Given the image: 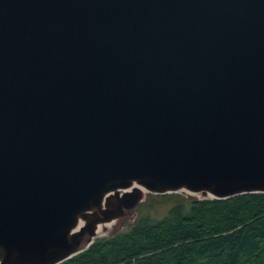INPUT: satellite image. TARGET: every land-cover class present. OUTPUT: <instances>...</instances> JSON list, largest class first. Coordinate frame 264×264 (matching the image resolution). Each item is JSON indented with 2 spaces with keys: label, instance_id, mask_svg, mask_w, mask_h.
<instances>
[{
  "label": "water",
  "instance_id": "water-1",
  "mask_svg": "<svg viewBox=\"0 0 264 264\" xmlns=\"http://www.w3.org/2000/svg\"><path fill=\"white\" fill-rule=\"evenodd\" d=\"M174 193H264V0H0V264Z\"/></svg>",
  "mask_w": 264,
  "mask_h": 264
},
{
  "label": "trees",
  "instance_id": "trees-1",
  "mask_svg": "<svg viewBox=\"0 0 264 264\" xmlns=\"http://www.w3.org/2000/svg\"><path fill=\"white\" fill-rule=\"evenodd\" d=\"M61 264H264V193L181 200Z\"/></svg>",
  "mask_w": 264,
  "mask_h": 264
},
{
  "label": "rangeland",
  "instance_id": "rangeland-1",
  "mask_svg": "<svg viewBox=\"0 0 264 264\" xmlns=\"http://www.w3.org/2000/svg\"><path fill=\"white\" fill-rule=\"evenodd\" d=\"M197 196L191 194H168V195H153L146 194L144 201L139 205L137 212L128 217V219L122 224H119L116 228L117 232H124L129 230L134 223L140 217H152V218H163L167 215L169 209L179 201H184V203L189 204L192 198Z\"/></svg>",
  "mask_w": 264,
  "mask_h": 264
}]
</instances>
